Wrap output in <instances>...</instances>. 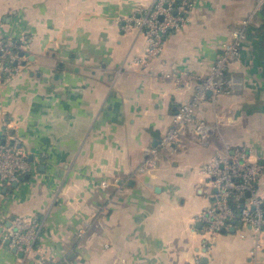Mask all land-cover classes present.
I'll return each mask as SVG.
<instances>
[{"label": "crops", "instance_id": "obj_1", "mask_svg": "<svg viewBox=\"0 0 264 264\" xmlns=\"http://www.w3.org/2000/svg\"><path fill=\"white\" fill-rule=\"evenodd\" d=\"M153 1L0 0V36L25 38L26 56L0 82V143L17 138L30 164L16 186L0 185V264H264V232L237 222L206 250L198 221L214 193L201 168L226 147L263 165L264 205V3L194 0L189 22L142 66L143 35L119 21ZM247 18L228 93L195 107L210 134L161 149L173 113ZM150 156L155 165L139 172ZM20 217L37 231L22 257L4 238Z\"/></svg>", "mask_w": 264, "mask_h": 264}, {"label": "built area", "instance_id": "obj_2", "mask_svg": "<svg viewBox=\"0 0 264 264\" xmlns=\"http://www.w3.org/2000/svg\"><path fill=\"white\" fill-rule=\"evenodd\" d=\"M193 3L194 0H154L148 9H137L119 21L123 32L136 31L144 37L145 50L137 59L138 64L148 66L160 55L166 36L189 22ZM263 3L264 0H259L257 9ZM249 21L250 18H247L240 22L232 32L231 40L222 45L209 75L198 84L194 95L187 97L175 110L170 128L159 141L161 149L183 147L188 133L200 140L208 137L210 127L196 117L195 107L209 91L213 96L228 93L231 82L225 78V68L229 62L239 57ZM24 43L23 37L0 36V82L17 75L25 64ZM155 153V150L150 151L151 155ZM251 157L250 152L242 146L233 150L226 147L223 151H215L201 168V173L214 189L210 207L198 217L202 230L207 235L206 250L211 249L217 236L237 222L248 227L255 236L264 232V207L255 189L263 165ZM154 165V157L150 156L138 171L142 173ZM29 171L30 164L18 139L12 135L6 136L0 143V185L12 186L21 181ZM100 186L106 189L110 185L109 182L102 181ZM36 234L33 222L20 217L5 229L4 238L11 248L27 254L32 250ZM196 264H202L200 258L196 259Z\"/></svg>", "mask_w": 264, "mask_h": 264}, {"label": "water", "instance_id": "obj_3", "mask_svg": "<svg viewBox=\"0 0 264 264\" xmlns=\"http://www.w3.org/2000/svg\"><path fill=\"white\" fill-rule=\"evenodd\" d=\"M207 95L210 96V95H211V92H210V91L207 92ZM16 185H17V183H15L13 186H16ZM262 206H264V205H262ZM9 226H10V222L7 223L6 227H9ZM239 226H241V223H239ZM230 230L232 231V230H233V227H232ZM5 244H8V241H5ZM12 250H13L14 253H17V251H16L15 248H12ZM18 255H19L20 257H22L23 254H22L21 252H18Z\"/></svg>", "mask_w": 264, "mask_h": 264}, {"label": "trees", "instance_id": "obj_4", "mask_svg": "<svg viewBox=\"0 0 264 264\" xmlns=\"http://www.w3.org/2000/svg\"><path fill=\"white\" fill-rule=\"evenodd\" d=\"M101 187V186H100Z\"/></svg>", "mask_w": 264, "mask_h": 264}]
</instances>
